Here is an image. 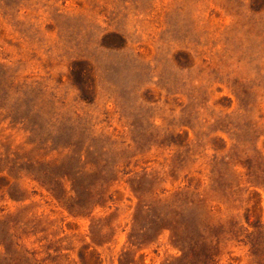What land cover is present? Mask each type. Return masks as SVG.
Wrapping results in <instances>:
<instances>
[{
	"label": "rangeland",
	"instance_id": "rangeland-1",
	"mask_svg": "<svg viewBox=\"0 0 264 264\" xmlns=\"http://www.w3.org/2000/svg\"><path fill=\"white\" fill-rule=\"evenodd\" d=\"M0 264H264V0H0Z\"/></svg>",
	"mask_w": 264,
	"mask_h": 264
}]
</instances>
